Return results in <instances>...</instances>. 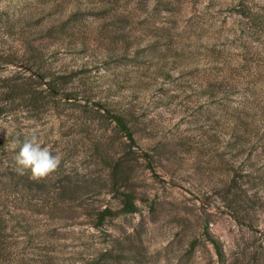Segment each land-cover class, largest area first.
<instances>
[{
  "label": "rangeland",
  "instance_id": "374dc122",
  "mask_svg": "<svg viewBox=\"0 0 264 264\" xmlns=\"http://www.w3.org/2000/svg\"><path fill=\"white\" fill-rule=\"evenodd\" d=\"M197 1L198 5L208 0ZM249 2L264 13V0ZM3 4L11 7L10 12L21 6V15L47 7L44 0H3ZM82 20L91 22L92 16ZM25 37L15 33L6 38ZM43 41L48 48L53 41L49 51L62 44L54 67L69 70L89 62L87 84L76 89L92 88L96 92L92 100H98L103 87L123 86L125 94L140 89L131 63L101 66L100 47L78 55L63 52L68 50L67 39ZM8 69L15 67L0 72ZM104 75L111 78L104 81ZM76 84L68 83L67 88ZM148 93L145 104L151 102ZM80 102L76 110H67L68 116L51 110L42 119L26 111L15 122L0 117V136L19 126L23 141L35 129L42 145L62 156L57 171L34 181L29 172L15 170L12 140L6 142L8 152L0 150V264H264V150L251 154L246 150L234 157L226 136L213 142L221 145L218 152L178 146L175 154L159 155L150 168L144 158L145 152L151 153L146 143L162 135L176 136L189 125L181 119L179 105L161 106L169 110L168 117L156 115L158 120L149 129L138 130L131 143L104 110L92 101ZM118 158L123 162L119 180L111 167ZM250 170L252 177H243ZM51 185L47 204L42 189L51 190ZM124 196H129L134 211H125ZM45 206L47 214L42 212ZM105 207L111 212L99 221L97 213ZM48 256L51 259L43 262Z\"/></svg>",
  "mask_w": 264,
  "mask_h": 264
},
{
  "label": "trees",
  "instance_id": "16d2710c",
  "mask_svg": "<svg viewBox=\"0 0 264 264\" xmlns=\"http://www.w3.org/2000/svg\"><path fill=\"white\" fill-rule=\"evenodd\" d=\"M196 2L44 0L47 7L21 15V6L18 12H10L11 7L0 0V71L15 67L0 72V117L15 122L26 111L42 119L51 110L68 116L67 110H76L80 101H92L134 143L135 133L149 129V124L158 120L156 115L168 117L169 110L161 106L175 102L180 106L181 119L189 125L176 136L147 140L151 153L145 152L144 158L150 168L159 155L175 154L178 146L188 151L208 147L218 152L221 145L213 142L226 136L234 157L246 150L248 154L258 148L264 150V13L254 10L249 0ZM217 4L219 8H215ZM85 15L92 16L91 22L82 20ZM24 21L27 27L20 25ZM15 33L26 37L8 41L6 37ZM55 37L63 42L67 39L68 50L63 52L69 54H86L100 47L101 66L117 61L131 63L140 89L125 94L123 86L117 90L103 87L98 100H92L96 95L92 88L76 89L87 84L86 73L92 67L88 61L69 70L54 67L62 44L49 51L53 41L48 48L43 38ZM104 78L107 81L111 77ZM74 82V87L67 88ZM145 91L151 98L148 104ZM20 137L19 126L7 130L0 136L1 152L9 151L7 141ZM259 156L256 154L254 161ZM122 164L118 158L111 166L117 180L121 179ZM252 172L243 177H252ZM253 178L261 179L255 174ZM52 187L42 189L46 192L44 203L48 204ZM123 200L125 211H134L129 196ZM44 209L48 208L42 209L47 214ZM110 212V208H103L97 219L103 220ZM47 259L51 258L43 262Z\"/></svg>",
  "mask_w": 264,
  "mask_h": 264
},
{
  "label": "clouds",
  "instance_id": "9594fccd",
  "mask_svg": "<svg viewBox=\"0 0 264 264\" xmlns=\"http://www.w3.org/2000/svg\"><path fill=\"white\" fill-rule=\"evenodd\" d=\"M9 148L13 151L19 149L14 156L15 170L20 174L29 172L34 181L48 177L61 165L62 156L43 146L35 129L26 134L23 141L14 140Z\"/></svg>",
  "mask_w": 264,
  "mask_h": 264
}]
</instances>
